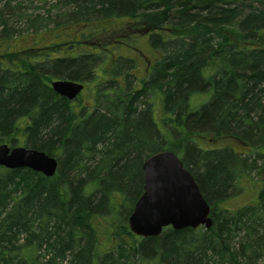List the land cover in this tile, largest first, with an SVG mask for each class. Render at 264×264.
Masks as SVG:
<instances>
[{
  "label": "trees",
  "instance_id": "obj_1",
  "mask_svg": "<svg viewBox=\"0 0 264 264\" xmlns=\"http://www.w3.org/2000/svg\"><path fill=\"white\" fill-rule=\"evenodd\" d=\"M25 1L0 8V145L44 152L59 169L47 178L0 166V264H264V176L254 204L222 207L264 160V0H58L49 31L51 11L31 17ZM14 19L34 31L18 32ZM77 22L92 24L77 40L17 49ZM109 33L117 48L145 39L157 52L142 88L121 91L111 72L95 96L101 104L57 95L53 79L101 78ZM55 47L66 49L51 54ZM199 136L249 151H206ZM165 150L182 154L214 226L140 239L127 220L143 193V163Z\"/></svg>",
  "mask_w": 264,
  "mask_h": 264
},
{
  "label": "water",
  "instance_id": "obj_2",
  "mask_svg": "<svg viewBox=\"0 0 264 264\" xmlns=\"http://www.w3.org/2000/svg\"><path fill=\"white\" fill-rule=\"evenodd\" d=\"M51 87L60 97L73 102L84 84L56 80ZM0 166L7 169H30L52 178L58 161L44 152L25 147L0 146ZM144 193L134 207L129 225L134 234L144 238L158 237L165 227L175 231L207 230L214 226L211 207L200 192L192 174L179 157L170 151L152 155L143 164Z\"/></svg>",
  "mask_w": 264,
  "mask_h": 264
},
{
  "label": "rangeland",
  "instance_id": "obj_3",
  "mask_svg": "<svg viewBox=\"0 0 264 264\" xmlns=\"http://www.w3.org/2000/svg\"><path fill=\"white\" fill-rule=\"evenodd\" d=\"M58 0H46L43 1H39V0H27L24 3V11L30 15L31 17H35L37 15H42V14H47L48 11H51L49 17H48V28L47 31L51 30L54 26H55V22L58 20L56 18V14L57 12L54 11V8L52 7L53 5L57 4ZM7 2V0H0V8H2V6ZM27 6H31L30 8ZM51 16V17H50ZM69 19L66 18L62 21V24L66 23ZM12 24L15 25V28L18 32H21L22 34H26L27 32L32 33L34 30H31L29 26H27V24L25 22H18L15 19L12 21ZM90 25L92 24H88L85 22H77L74 24H70L67 25L65 27H59L56 30H54L52 33H48L46 35H41V36H35V37H27L23 40H19L17 43V49H23L26 47H29L30 45L36 43H51V41H58V40H66L68 39V37H73L75 39H77L79 33L88 28ZM4 30L3 25L0 24V35H1V31ZM135 29L131 30L132 31V35L135 33L133 32ZM42 34V33H39ZM111 34H107L105 36H103V46L104 49H106V52L109 51H114L113 49L116 47L115 44H111L112 43V37L110 36ZM137 35V34H136ZM133 35V39L135 41V36ZM72 37V38H73ZM109 39V41H108ZM114 40V39H113ZM142 40V41H141ZM73 42V41H72ZM57 43V42H56ZM75 43V45L73 47H77V48H82L80 46V44H78L77 42H73ZM148 43L145 41V39H138L137 43L133 44V43H124L123 45L118 46L119 47V53L125 57L129 58H137V56H139V59H136L137 63L132 62L130 59L129 60H118L117 62L116 60H114L116 57L115 56H111L109 55H103L102 58L103 59H99V63H103L101 64V68L97 70V74L100 75V79L99 80H95L93 81L91 78L90 80H88V82H86V89L84 91V93L82 94V97L80 98L81 101V105L84 106H94L95 103L101 104V102H104V100L102 99V97H99L98 101L95 99V96L97 94V92L100 90H103L105 86H100L99 84L103 81H106L108 79H110L109 74L111 72H117V74L115 75V77H117L120 81V83L117 84L118 89L120 88L121 91H123L126 86L130 87L131 90H133L135 87L136 89L140 88V81H135L132 77L129 76H136L138 80L141 79H147L146 77L148 76V72L146 70V66L143 64H141V60L140 58H142L144 55H148L150 57V59L154 60V58H156L157 56V52H152L151 49H148L147 47ZM102 46V47H103ZM55 47L54 52H52L51 54L55 53V55H59L64 49L63 47ZM141 50L144 51L143 56H141ZM61 51V52H60ZM49 53V51H48ZM46 54V53H45ZM120 54H117L118 57L121 56ZM159 56V55H158ZM100 57V56H98ZM1 61V60H0ZM15 62H19V58H17L16 60H14ZM13 61V62H14ZM145 62L146 59H144ZM132 62V63H131ZM136 65V66H135ZM122 75V76H121ZM127 75V77H125ZM129 75V76H128ZM106 79V80H105ZM108 89V88H107ZM130 90V91H131ZM118 91V90H117ZM105 92V90H104ZM113 93V91L111 92ZM115 93V92H114ZM192 105L194 107L198 106L197 101L195 100V98L192 99ZM92 111V110H91ZM199 144H202L204 149H206V151H214L215 149H219V148H225V147H230L233 148L235 151H237V153H248L249 150H246L243 147V145H241L237 140L232 139V138H222V139H216L213 136H208L207 138H205L204 136H199L195 138ZM179 157H181L182 159V154L179 153ZM242 157H247L246 155H243ZM249 158V157H248ZM264 159V158H263ZM251 163V162H249ZM258 170L253 171V172H245V174H247V178L243 180V182H239V186L237 187V193L236 196H234L230 201L228 200L227 203H225V205H223L222 207L224 208H228V210L234 211L237 210L241 207H245L251 204H254L257 199H258V194L260 192L261 189V181L263 180V176H264V171L263 173L261 172V169L264 168V160H260L259 164L257 165ZM120 210L124 211V208H121ZM106 215H110L111 214H106ZM117 219L122 221L124 220V217L122 216L121 213H117ZM127 219V217H126ZM124 223V222H122ZM203 230V228H202ZM165 232V230H164ZM163 232V233H164ZM163 233H161L159 236H161ZM158 236V237H159ZM98 243L101 244L104 248V245H106L105 243V239L103 236L99 237L98 239ZM133 262V261H132Z\"/></svg>",
  "mask_w": 264,
  "mask_h": 264
},
{
  "label": "flooded vegetation",
  "instance_id": "obj_4",
  "mask_svg": "<svg viewBox=\"0 0 264 264\" xmlns=\"http://www.w3.org/2000/svg\"><path fill=\"white\" fill-rule=\"evenodd\" d=\"M126 38H128V37L126 36ZM144 59H146L147 62H145ZM143 63L146 66V70L149 72V70L151 71L154 68L156 62L154 60L148 58V57L143 56L141 59V64H143Z\"/></svg>",
  "mask_w": 264,
  "mask_h": 264
},
{
  "label": "bare ground",
  "instance_id": "obj_5",
  "mask_svg": "<svg viewBox=\"0 0 264 264\" xmlns=\"http://www.w3.org/2000/svg\"><path fill=\"white\" fill-rule=\"evenodd\" d=\"M234 194H235V191H231V192H229V194L227 195L226 198H229V197L233 196Z\"/></svg>",
  "mask_w": 264,
  "mask_h": 264
}]
</instances>
